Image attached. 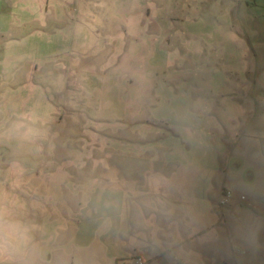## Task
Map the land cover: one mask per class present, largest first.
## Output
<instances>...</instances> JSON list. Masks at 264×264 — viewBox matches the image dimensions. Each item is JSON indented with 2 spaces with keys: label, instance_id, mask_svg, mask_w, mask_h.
Returning <instances> with one entry per match:
<instances>
[{
  "label": "rangeland",
  "instance_id": "rangeland-1",
  "mask_svg": "<svg viewBox=\"0 0 264 264\" xmlns=\"http://www.w3.org/2000/svg\"><path fill=\"white\" fill-rule=\"evenodd\" d=\"M263 1L70 0L39 33L6 32L44 19L7 5L0 264H124L127 193L161 160L236 203H214L235 251L191 264H264Z\"/></svg>",
  "mask_w": 264,
  "mask_h": 264
},
{
  "label": "crops",
  "instance_id": "crops-1",
  "mask_svg": "<svg viewBox=\"0 0 264 264\" xmlns=\"http://www.w3.org/2000/svg\"><path fill=\"white\" fill-rule=\"evenodd\" d=\"M258 3L259 0H248L245 5V0H242L237 5V15L241 17L247 6L249 9L258 7ZM7 5L17 8L20 13L24 12L23 5H27L44 17L25 19L27 23L24 25L9 27L6 32L10 33L18 30L37 33L55 31L56 24L70 17V0H0V19L6 16ZM153 163L157 173L144 177L136 195L135 191L127 193L130 206L126 217L125 245L122 249L117 248V252L121 253L117 259L130 261L142 258L145 264H191V257H230L235 248L228 232L225 239L216 241L222 227L228 230L229 226L224 219H219L218 209L214 207L215 202L221 206L223 191L229 189L225 185L215 188L213 182L208 186H201V183L198 187L190 186L189 176L179 174V168L184 166L192 172L196 169L195 164L183 165L178 160L174 163L167 160ZM241 197L240 201L246 200H241ZM233 204L236 205L231 200L227 206L232 208ZM239 249L244 252L243 247ZM205 262L208 263V260Z\"/></svg>",
  "mask_w": 264,
  "mask_h": 264
},
{
  "label": "built area",
  "instance_id": "built-area-1",
  "mask_svg": "<svg viewBox=\"0 0 264 264\" xmlns=\"http://www.w3.org/2000/svg\"><path fill=\"white\" fill-rule=\"evenodd\" d=\"M232 197H233L232 192L229 190H225L220 199V205L221 206L228 205L232 200ZM241 200H245V197H241ZM124 264H145V261L142 258H136L130 261H126L124 262Z\"/></svg>",
  "mask_w": 264,
  "mask_h": 264
},
{
  "label": "trees",
  "instance_id": "trees-1",
  "mask_svg": "<svg viewBox=\"0 0 264 264\" xmlns=\"http://www.w3.org/2000/svg\"><path fill=\"white\" fill-rule=\"evenodd\" d=\"M230 191V190H229ZM224 192V191H223Z\"/></svg>",
  "mask_w": 264,
  "mask_h": 264
}]
</instances>
